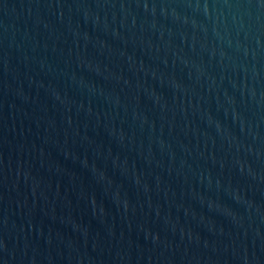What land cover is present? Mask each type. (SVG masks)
Returning a JSON list of instances; mask_svg holds the SVG:
<instances>
[{"label":"water","instance_id":"95a60500","mask_svg":"<svg viewBox=\"0 0 264 264\" xmlns=\"http://www.w3.org/2000/svg\"><path fill=\"white\" fill-rule=\"evenodd\" d=\"M0 264H264V0H0Z\"/></svg>","mask_w":264,"mask_h":264}]
</instances>
